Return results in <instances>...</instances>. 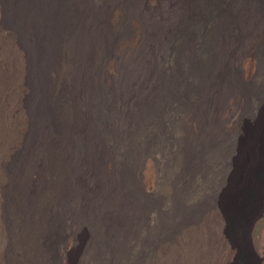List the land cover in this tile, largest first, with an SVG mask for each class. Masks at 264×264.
<instances>
[{
  "label": "bare ground",
  "instance_id": "1",
  "mask_svg": "<svg viewBox=\"0 0 264 264\" xmlns=\"http://www.w3.org/2000/svg\"><path fill=\"white\" fill-rule=\"evenodd\" d=\"M239 3V0H0V264H58L55 249L61 225L64 226L72 213L68 215L67 202L74 198L80 206L82 204L83 207L79 208L84 212L87 208L84 206L91 203L92 198L87 191L92 192V187L104 192L97 205L104 213L109 212V216L114 214L106 207L109 194L106 183L109 182L110 155L115 160V150L120 146L109 130L116 117L113 106L116 101L112 96L107 100L102 87L105 64L110 61L113 66V63L129 59L130 65L140 66L154 57L156 51H165L169 62L174 63V58L182 59L179 69L174 66L175 75L164 73V68L160 72L158 69L155 71L156 76L162 79L154 93L155 102L152 103L155 106L144 105L148 127L138 132V124L135 126L133 120L128 121L129 118L126 121L129 132L139 145L155 139L163 140L172 132L175 135V128H180L185 116L198 108L212 114L215 103L223 98L221 89L226 62L245 41L246 27L252 22H260L264 31V0H242L241 8ZM136 39L138 47L133 44ZM260 40L264 44V36ZM185 54H188L187 58ZM143 73L135 72V78L143 76ZM135 78H127L125 86L130 85L129 80L133 83L138 80ZM207 93H211L212 100L205 96ZM130 95L124 94L121 101L127 103ZM92 100L96 104H91ZM261 119L264 120V116ZM263 120L243 142L241 161L229 192L238 211L244 209L241 215L237 213L240 219L236 217L232 229L242 232L248 264L264 262V257L255 250L252 238L255 225L264 217V156H259V147L264 148ZM97 125L99 129L94 132ZM150 130L152 133L148 134ZM181 137L177 139L181 140ZM213 158L211 162H214ZM35 173L37 181L32 179ZM203 173L202 170V176ZM209 184L205 186L209 188ZM169 187L173 190L170 205L177 203L182 206L190 200L188 190L180 193L181 188L177 192L175 182H171ZM204 189L206 187L198 186L191 199L201 197ZM38 196L45 212V229L35 228L30 237L31 231L24 226L23 217L20 218V209L31 212V207L37 205L34 201ZM112 200L116 201L114 196ZM116 211L115 218L118 215ZM101 215L106 217V214ZM122 229L117 230L125 237L126 230ZM43 231H46L45 237ZM99 232L104 231L96 233ZM99 236L103 239L104 234ZM42 242L44 254L48 250L45 260L39 256ZM127 244L120 243L116 252L125 259L124 263L131 264L132 254ZM92 258V264H99L97 248H94ZM241 259L242 253L238 251L234 264H242ZM243 264H246L245 260Z\"/></svg>",
  "mask_w": 264,
  "mask_h": 264
},
{
  "label": "rangeland",
  "instance_id": "2",
  "mask_svg": "<svg viewBox=\"0 0 264 264\" xmlns=\"http://www.w3.org/2000/svg\"><path fill=\"white\" fill-rule=\"evenodd\" d=\"M239 1L240 3L238 4V7L241 8L242 0ZM261 27L262 24H260V22L254 24L252 22L250 26H247L244 30V35H246L245 41L232 52L231 58L226 62L225 67L227 69L226 74L224 75V79L227 80H223L222 89L224 90L221 89L223 98L220 102L215 103L213 110L211 109L212 114H210L208 110L205 113L203 111L201 112L203 108H198L194 112L192 111L190 115L188 114L187 116H185L183 120H181L180 128L179 126L177 129L175 128V135L174 132L171 131L172 133L167 134L166 137L163 138V140H151L146 145L144 143V145L141 143L139 145V142L136 141V138L132 137L134 135L129 132V127L126 121L129 118V122L133 120L135 126L136 124H138V132H141V129H143L145 126L148 127L146 125L148 117L144 112V105L147 104L155 106V103H152L155 102L154 93L158 89L159 82L162 79L156 76L155 71L157 69L159 71L160 69L164 68V73L175 75V71L173 70L174 66L179 69L183 62L182 59L177 60L174 58V63L169 62V57L165 54V51H156L154 57H152L151 59H147L146 61L148 62L145 61L140 66H136V64L130 65L131 63L129 59H124L121 61V63H113V66L110 61L107 62L108 64H105V74H103L102 76L103 78L105 77V80L108 82H106L105 80V82L102 81V87L105 90V97L107 98V100L110 96H112V98L116 101V103L114 102L113 105L114 109L116 110V117L113 122L114 125L113 123H111V125H113L114 127L110 126L109 130L112 136L117 139V144L119 143L118 145L120 146L119 150H115L117 152H115V160L113 159V156L110 155L111 158L108 168L109 173H107V181L109 182L106 183V185H109V194L106 207L114 212V214L112 213L113 215L109 216V212L104 213L102 211V208L97 205V200H99V198L102 197V194L104 193L102 190H100V188L98 189V187H92V189L94 188L92 192L87 191V193L91 195L90 199H92L91 203H88L90 204L89 206L88 204L84 206V208L87 207L84 212H82V210L84 209L81 210L79 208L82 206V204L80 206L74 200V198L72 200H69L67 202V208L70 209L68 211V215L72 212L70 214L72 217L68 216L70 218L66 220L64 226L61 225L62 233H59L60 236L55 249V259L58 264H92L94 262L92 258L94 248H97L99 264H123L126 261L125 259H123V257L117 255L116 248L120 243L124 242L128 243V249L132 254L130 256V258H132L130 262L131 264H234V259L238 251L242 253L241 263L243 264L244 260L246 261V264L249 263L248 257H245L244 255L245 244L242 240V232L240 230L232 229L233 225H235L236 223V221L234 220L237 219L236 217H238V220L240 219V215L242 214L244 209L242 211H238L239 208L236 207V204H234L235 202H232V198L229 195V192L231 190V186L233 187V178L238 171L237 168L239 167L241 161V151L244 145L243 142L246 139L248 133L250 134L252 130H257L258 126L261 124L260 122H262L263 120L261 118H263L264 116V44L260 43L261 37L263 38L264 36V31H262ZM251 34L253 36H251ZM133 44L135 45V47H138V40H134ZM187 57L188 54H185V58ZM106 66L108 68L110 67L111 69L109 68L108 70ZM129 67L133 69V72ZM140 71L144 72L143 76L140 75V77L135 78V72ZM127 78H135L138 80H133L134 83L129 80L128 84L130 85L126 87L125 82L127 81ZM109 79H111V81ZM115 79H117V81ZM231 86L233 87V89H230ZM238 87L240 90L238 89ZM119 91L120 93H118ZM102 92L104 95V91ZM123 93H127L129 95L133 93L131 94L132 96L130 95V102L128 101L127 103H125L121 101L123 98L122 96L124 95ZM207 94L205 96L210 97L212 100L213 98L211 97V93ZM132 99H136L137 101H132ZM134 102L136 103V106H133L135 105ZM92 103L96 104L94 103V100L91 101V104ZM139 108L142 110H140ZM128 109L131 111H129ZM202 113H204V115ZM144 114H146V116ZM195 128H197L198 130H196ZM96 129H99L98 125L97 127H95L94 132L97 131ZM150 133H152V130L148 132V134ZM189 134H191L192 136ZM199 134L201 137L199 136ZM117 136H119L120 138H117ZM121 136L123 137L121 138ZM180 137L181 140L177 139ZM170 139L172 141L171 143L169 142ZM164 140L168 141L169 143L164 142ZM174 141L176 143H174ZM110 147L111 146H109V149H112ZM262 148L263 147H259V149H261V152L259 154L260 157L264 156V148ZM118 153L122 155L121 158H119ZM170 153L173 155L171 156ZM247 153L251 155L250 152ZM200 155L203 156L200 157ZM212 158L214 162L210 161V159ZM111 159L113 161H111ZM118 167H122V169H119ZM202 170L204 171V177L201 175ZM159 171L161 172L159 173ZM148 178L149 181L147 180ZM32 179L37 181L38 175L36 173L33 174ZM171 182H175L177 184V192L180 191L181 188L182 189L180 193H186V190H188L187 194L191 198L192 196L196 195L194 192L196 191L198 186L203 188L206 187L207 190L204 189L205 191L203 192V195H200L201 197H194V199L190 198L188 202H184V204L180 203L182 204V206L178 205L177 203H172L170 205L171 201L169 198L172 197L173 191L169 187ZM207 182H210V184ZM206 184L210 185L209 188L205 186ZM152 186H154L155 188L153 189ZM130 195L132 196V198ZM113 196L116 201L112 200ZM115 196L117 198H115ZM40 199L41 198H39L38 196V200L34 201L37 205L31 207V212H29V210L27 209H20V218L23 217V220H21L24 222V226L26 228L28 227L31 231H29L30 237L34 234L36 229H45V212L43 210V207L39 204ZM125 204L127 205L125 206ZM40 210L43 211L41 212ZM93 210L94 213L92 212ZM115 211L118 214L116 215L117 218H115ZM32 213L35 214L32 215ZM237 213H240V215H238ZM101 214H106V217ZM122 221H124V224L122 223ZM105 224L109 226H106ZM97 226H101V228L98 229L96 228ZM121 228H123V231L126 230L125 237L119 234ZM98 230H103L104 232L96 233ZM127 230L129 232H127ZM32 231L34 232L32 233ZM112 231L117 232L118 234H114ZM45 232L46 231H43V236L45 235ZM100 234H104L103 239L105 240L101 238L102 236H99ZM252 238L255 250L263 258L264 217L255 225ZM42 244L43 242L39 245V247L41 246V255L39 256L44 257L43 259L45 260V258H47L48 256V250L44 254ZM46 246H49V248H51L50 244L47 245L46 243ZM128 263L129 262H127V264ZM260 264H264V262Z\"/></svg>",
  "mask_w": 264,
  "mask_h": 264
}]
</instances>
